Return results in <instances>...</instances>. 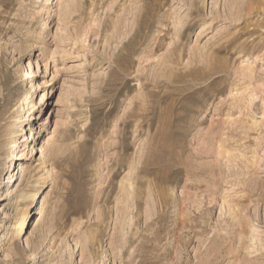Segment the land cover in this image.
Returning a JSON list of instances; mask_svg holds the SVG:
<instances>
[{
	"label": "rangeland",
	"instance_id": "1",
	"mask_svg": "<svg viewBox=\"0 0 264 264\" xmlns=\"http://www.w3.org/2000/svg\"><path fill=\"white\" fill-rule=\"evenodd\" d=\"M0 264H264V0H0Z\"/></svg>",
	"mask_w": 264,
	"mask_h": 264
},
{
	"label": "bare ground",
	"instance_id": "2",
	"mask_svg": "<svg viewBox=\"0 0 264 264\" xmlns=\"http://www.w3.org/2000/svg\"><path fill=\"white\" fill-rule=\"evenodd\" d=\"M75 6V5H74ZM78 6V5H77ZM76 7V6H75ZM75 7H71L64 15H60V19L61 20H63V21H66V22H72L73 21V19H74V17H73V15L75 14V12L76 11H78L79 9H76ZM77 13V12H76ZM45 50H47L46 49V46H44L43 45V47H42V52L43 51H45ZM50 52V51H49ZM48 52V53H49ZM44 53V52H43ZM42 53V54H43ZM45 53H46V55L48 54L46 51H45ZM52 55V57H53V55H54V53L53 52H50V56ZM50 56H47V58H46V61H45V65H47L48 64V62H49V58L48 57H50ZM47 68V67H46ZM44 99V97H42L41 98V100L40 101H42ZM41 130H42V127H40V132H41ZM32 131H33V128H31V133H32ZM52 152H54V151H52ZM53 155V154H52ZM55 163V162H54ZM22 168H24V170L26 171L27 170V168L25 167V166H22ZM130 171V170H129ZM133 175V174H132ZM128 177V176H127ZM130 177V176H129ZM132 180V179H131ZM131 180H129V182L128 183H126V184H124V183H122L123 184V186H122V188L121 189H123L124 191H128L130 194H133L134 195V199L136 200V202H137V197H138V189H137V183L136 182H134V181H131ZM122 182H124V181H122ZM35 195H36V192H31L29 195H27L26 197H25V199L27 200V202H24L21 206L19 205L18 207H17V214H18V219H17V221L15 222V224H14V228H15V230H14V238H17V237H19L21 234H22V231H23V223L27 220V218L30 216V214H31V202L35 199ZM25 196V195H24ZM122 197H120L119 199H121ZM25 200V201H26ZM119 209V213H121V208H118ZM123 210V209H122ZM120 218V217H119Z\"/></svg>",
	"mask_w": 264,
	"mask_h": 264
}]
</instances>
